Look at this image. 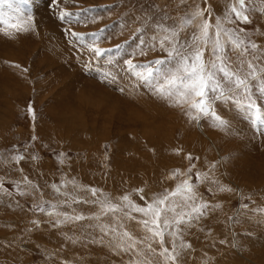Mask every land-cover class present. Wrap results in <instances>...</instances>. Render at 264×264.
<instances>
[{"label":"rangeland","instance_id":"1","mask_svg":"<svg viewBox=\"0 0 264 264\" xmlns=\"http://www.w3.org/2000/svg\"><path fill=\"white\" fill-rule=\"evenodd\" d=\"M197 5L204 13L200 19H208L209 23L214 25L216 16H223L225 12L226 0H30L29 4L16 3L14 0L13 6L21 9L23 17L29 14L33 17L36 30L15 32L12 35L0 32V180L4 187L13 190L15 181H20L21 188H26L23 177L27 176L38 191L32 189L25 196L14 193V199L25 209L23 212L0 204V225L4 226L5 223L14 226L8 229L9 231L0 230V264H131L132 259H135L137 264H140V261H144L145 264H164L158 255L155 257L150 255L144 243L137 245V251L144 249L143 256L132 257L130 253L117 255L109 248L97 244L88 243L86 247L79 242L72 244L70 240H65L60 235L66 233L70 237L81 236L80 225L89 223L87 220L70 222L58 229L33 231L30 234L31 242H27L29 240L27 235L22 239L18 237H21L24 229L30 226L29 221L33 218L47 219L43 213L28 211L34 202H44L46 208H49V204H54L57 205L55 211H66L71 214L72 209L66 203H61L66 198L56 193L51 187L52 184L61 186V192L75 194L82 200L95 199L88 191L94 187L100 190L98 196L101 192L107 194L114 203H120V197L128 194L135 203L145 206L146 201H151L154 196L165 190L169 192L175 190L177 184L188 176L192 177V183L197 186L196 190L205 201L210 204L220 203L222 208L202 221L203 232L193 228L176 240L177 244L182 239L185 244L191 245L190 248L179 250L180 256L176 264H235V262L242 264L241 258L236 255L237 250L244 251L243 254L248 258L263 257L260 249L264 250L262 247L264 212L253 213L252 210L264 209V137L257 135V138H252L251 122L245 120L241 110L232 103L217 104L218 114L234 121L237 130L244 135H230L214 129L207 120L201 123L191 120L185 115L188 105L167 106L128 73L127 66L123 63L129 58L135 64H148L156 59L166 58V54L159 50L146 49L143 54L140 52V34L137 29L146 26L143 20L134 22V17L142 16L143 9H148L153 16L149 24L154 22L155 18L166 14L170 17L164 22L166 26L173 24L179 26L183 20L191 17ZM112 6L116 7L110 12L105 11ZM251 8L253 9L250 15L251 23L237 22L236 25L225 26L245 29L246 33H251V40L260 48H264V2L252 0ZM89 9L100 13L102 18L95 23L80 22L92 14ZM4 10L8 11L7 7ZM60 11L72 12L78 15L80 20L74 17L71 24L63 23L59 20ZM66 28L83 34L86 41L96 33L100 37L98 46L113 50L111 65L107 63V55L97 58L85 44L75 41L71 35H65ZM196 30V24H189L180 33L181 38L191 39L192 33ZM212 32L213 29H210V34ZM204 56L207 60L208 50H205ZM231 59L233 67H239L235 55H232ZM98 65L103 66L102 71H108L115 76L114 84L109 85L107 81L98 82L99 73L93 70ZM80 86L103 91L119 100L123 108L146 117L148 121L171 125L173 131L170 141L160 133L153 136H157V139L160 136V142L149 141L150 138L142 134L144 126L142 119L137 122L117 121L100 140L98 138H101L102 133L95 131L96 127L91 123L82 128L85 132L82 129L76 131V135L70 132V137L65 129L62 133L63 139L54 132L53 134L48 132L45 137L40 127L45 125L54 127L61 122L59 112L75 102L77 94L75 89ZM120 87L125 89L124 94L113 91ZM254 98L264 106V94L255 92ZM30 104L36 112L35 120L28 112ZM59 126L63 128L61 124ZM125 131L127 133L125 141L129 142V146L120 150L118 140ZM172 142L173 146H169ZM92 143L94 145L90 147ZM75 144L78 146L75 147ZM157 147H160L158 150L162 156L156 150ZM177 149L180 150L178 154ZM61 153L64 154L63 164L59 161ZM189 155L191 159H188ZM14 156H23L24 159L17 162L13 159ZM33 156L38 159L33 160ZM221 157L228 158L223 166L219 163ZM158 158H161V161ZM155 162L157 164H153ZM213 164L216 165L215 169L212 167ZM122 168L125 171L129 169V172L124 174ZM189 168L192 169L191 172L188 171ZM177 169L180 175L173 178L172 174ZM197 172L208 173L209 177L218 179L222 185H227L234 191L231 193L215 191L217 186L211 185L208 181L198 182ZM158 177L160 181L156 180ZM71 180H75L80 187L69 183L62 185V181ZM255 183L259 186H255ZM210 187H214V190L209 191ZM141 188L142 193L135 191ZM241 203L249 205L248 209L241 210L247 215H242L240 217L242 221L230 226L228 217L235 215ZM72 208L83 210L85 215H91L97 210L95 205L83 203H73ZM133 215L140 218L139 214ZM106 222H109L107 216L98 223ZM126 223V229L131 231L137 240H142L145 233L136 221ZM232 233L239 239L238 247L231 246L229 238ZM13 239H16L15 248L5 246ZM221 240H227V243L221 244ZM148 243L159 253L158 242ZM164 243V247L171 250L172 238L167 234ZM37 245L47 249V252H41ZM168 264L172 262L169 261Z\"/></svg>","mask_w":264,"mask_h":264},{"label":"snow or ice","instance_id":"2","mask_svg":"<svg viewBox=\"0 0 264 264\" xmlns=\"http://www.w3.org/2000/svg\"><path fill=\"white\" fill-rule=\"evenodd\" d=\"M16 3L29 4L30 0H15ZM264 2V0H262ZM14 0H0V32L12 35L15 32L35 31L36 24L33 17L29 14L27 17L22 16L21 9L13 6ZM252 0H226V9L223 16H216L215 23L210 24L208 19L203 17V11L197 7L191 13L189 19L183 20L179 26L175 24L166 26L165 21L169 20L166 14L155 18L149 13L148 9H143L142 16L134 17L135 21H144L145 28L137 29L139 35V44L141 54L144 51L151 50L166 54V58L156 59L148 64H135L131 58L126 59L123 63L127 66L126 71L140 82L148 92L157 99L166 103L167 106L188 105L185 115L191 120L201 123L207 120L214 129H219L228 134L237 136L244 135L237 130L235 122L229 118L218 114L217 104L232 103L238 107L245 120L250 121V128L253 129V139L257 135L264 137V106L260 105L255 97V92L264 94V48H260L251 40V33H246L245 29L240 27H226V24L236 25L237 22L242 24L251 23L250 15ZM7 7L8 11H5ZM106 8L105 11L112 10ZM90 15L86 16L82 23H95L102 18L100 13L88 10ZM211 16V13H209ZM80 20V17L72 12L60 11L59 20L66 24H71L73 18ZM122 23H127L122 21ZM189 24H196L197 30L191 35V39L181 38L180 33ZM11 31H6V30ZM210 29L213 32L210 34ZM65 35H71L75 41L85 44L86 47L94 53L95 57L103 58L108 56L107 63L111 65L112 49H103L98 46L100 37L93 33L90 40L86 41L85 36L76 31L65 29ZM205 50L209 51L207 60L205 59ZM232 55H235L239 67H233ZM102 65L93 69L99 73L98 82L107 81L109 85L116 82V78L108 71H102ZM96 78V77H90ZM79 88V87H78ZM75 89V91L78 90ZM117 94H124L125 89L120 87L113 89ZM28 112L32 119H36V112L29 105ZM35 139V137H34ZM177 154L179 149L176 150ZM191 155L188 159H191ZM14 160L19 162L23 156H14ZM33 160L38 159L36 156ZM227 157H221L219 163L221 166L227 161ZM61 164L65 162L64 154L59 156ZM194 167V165L192 166ZM213 169L216 165L213 164ZM191 168L188 169L191 172ZM173 178L180 175L179 169L173 174ZM198 182L208 181L215 185L216 191L231 193L233 188L222 185L216 178L209 177L208 173H196ZM23 183L26 188H21V182H13V190L4 187L0 180V204L8 208H17L25 211L18 200L14 199V193L19 196L27 195L36 185L29 181L27 176L23 177ZM69 183L75 187H80L75 180L64 182L62 185ZM52 189L64 196L69 208V212L55 211L57 205L49 204V208L44 206V202H34L31 209L33 213H43L47 219L33 218L29 221L30 226L24 229L23 234L29 237L27 242H31L30 234L33 231H42L46 229H58L67 223L89 221L87 224H81V236L70 237L66 233H60L65 240H70L72 244L82 243L87 246L88 243L97 244L109 248L117 255L121 253H130L132 257L143 256L144 249L137 251V245L144 243L152 256L162 258L164 264L169 261L176 264L180 256V249L190 248V244H185L181 239L179 244L176 243L178 238L183 237L190 229L204 231L202 221L206 220L210 214L215 213L222 208L220 203L210 204L205 201L200 193L196 190V185L192 183V177L188 176L177 184L175 190L165 192L154 196L151 201H146L145 206L135 203L128 194L120 197V203H114L107 194L101 192L98 196L97 188H90L88 191L91 197L95 199H81L75 194L61 192V186L51 185ZM38 191V189H36ZM137 193H142L143 189H136ZM213 191V188H209ZM143 199V196H141ZM243 199V197H241ZM250 199V198H249ZM92 204L96 206V211L91 215H85L83 210L72 208V204ZM249 205L241 203L234 216L228 217L230 226L239 223L242 215V209H248ZM51 209V210H49ZM253 213L264 212V209H253ZM133 214H139V219ZM108 217L109 222L98 223L103 217ZM251 219V217H249ZM136 221L144 230L145 235L142 240H137L131 231L127 230L125 225L127 221ZM260 223V221H257ZM14 227V226H9ZM91 229L92 231H89ZM209 234L211 228H209ZM98 233V235H97ZM167 234L172 238L171 250L164 247V237ZM150 241H156L160 245V251L151 247ZM221 244L227 243V240H221ZM239 240L236 239L235 233H232V247L239 246ZM5 246L15 248L16 239L8 242ZM41 252H47L40 245H37ZM22 250V249H21ZM51 255V253H49ZM131 264H137L135 259ZM140 264H145L140 261Z\"/></svg>","mask_w":264,"mask_h":264},{"label":"clouds","instance_id":"3","mask_svg":"<svg viewBox=\"0 0 264 264\" xmlns=\"http://www.w3.org/2000/svg\"><path fill=\"white\" fill-rule=\"evenodd\" d=\"M60 118L68 129H78L91 123L101 133L117 121L137 122L146 119L126 110L119 100L103 91L85 86L78 88L75 102L61 111Z\"/></svg>","mask_w":264,"mask_h":264},{"label":"bare ground","instance_id":"4","mask_svg":"<svg viewBox=\"0 0 264 264\" xmlns=\"http://www.w3.org/2000/svg\"><path fill=\"white\" fill-rule=\"evenodd\" d=\"M71 61V60H70ZM69 96V95H68ZM73 96V95H72ZM65 100V99H64ZM68 102V101H67ZM70 103V102H69ZM65 104V103H64ZM71 104V103H70ZM59 109V108H58ZM64 109V108H63ZM59 113H61V111L59 112ZM167 114V113H166ZM2 116V115H1ZM58 116H60L59 114H58ZM141 116V115H140ZM143 117V116H142ZM187 117V116H186ZM144 118H146V117H144ZM142 121L144 122V126H143V130H142V134H144V135H146L147 137H149L150 139H149V141H151V142H156L157 140L159 141V137H158V139H157V136L156 137H153L155 134H163V135H161V136H164L165 138H167V139H169L170 137H171V134H172V131H173V127L171 126V125H169V124H167V123H159V122H157V121H148L147 119H142ZM179 121V120H178ZM55 122V121H54ZM1 123V122H0ZM119 123V122H118ZM62 125L63 126V128L62 127H60L59 125ZM120 124V123H119ZM91 125V124H90ZM177 125H178V123H177ZM186 125L188 126V124L186 123ZM88 125H86V126H84V127H87ZM92 126V125H91ZM183 126V125H182ZM186 126V127H187ZM90 127V126H89ZM180 127V126H179ZM41 128V132L43 133V135L45 136V137H47V135H48V132L49 133H52L53 134V132L54 133H56V134H58V135H60L61 136V138L63 139L64 137H63V132H64V129L69 133V135H68V137H70V132H73V133H75L74 135H76V131H79L80 129H82L83 127H81V128H78V129H68L66 126H65V123L63 122V120L61 119V122L59 123V124H57V125H55L54 127H51V125L50 126H48V125H45V126H42V127H40ZM181 128V127H180ZM83 130V129H82ZM97 129H95V131H96ZM177 130V129H176ZM175 130V131H176ZM183 130V129H182ZM88 131V130H87ZM129 131V130H128ZM189 131V130H188ZM191 131V130H190ZM189 131V132H190ZM194 131V130H193ZM83 132H85L84 130H83ZM129 132H131V131H129ZM176 133H177V131H176ZM184 133V132H183ZM186 133V132H185ZM196 133V132H195ZM204 133V132H203ZM129 134V133H128ZM131 134V133H130ZM139 134V133H138ZM189 134H191V133H189ZM193 134V133H192ZM72 135V134H71ZM73 135V136H74ZM132 135V134H131ZM136 135V134H135ZM203 135V134H202ZM55 136H57V135H55ZM106 136V133L104 132V133H102V135H101V138H98L99 140L100 139H103L104 137ZM139 136V135H138ZM53 137V136H52ZM94 137H95V134H94ZM130 137V136H129ZM129 137H128V139H129ZM153 137V138H152ZM177 137V136H176ZM197 138H198V135L196 136ZM72 138V137H71ZM120 138V137H119ZM125 138H127V133H126V131L124 132V134L121 136V138L118 140L119 142H120V144H119V148H121L120 150H124L123 148H126V147H128L129 146V142L128 141H125ZM136 138V137H135ZM138 138V137H137ZM197 138H195V139H197ZM78 139V138H77ZM132 139V138H131ZM194 139V138H193ZM61 140V139H60ZM131 141V140H130ZM158 141H157V143H158ZM168 141H170V139L168 140ZM160 142V141H159ZM193 142H195V141H193ZM192 142V143H193ZM76 143V142H75ZM78 143V142H77ZM95 143V142H94ZM94 143H92V144H90V147H91V145H94ZM196 143V142H195ZM87 144V143H86ZM171 144V143H170ZM169 144V146H173V142H172V144L170 145ZM189 144H191V143H189ZM78 145H79V143H78ZM77 144H75L74 146L75 147H77L78 146ZM89 146V145H88ZM145 147V146H144ZM160 147H157V149L156 150H158ZM154 149V148H153ZM169 149V148H168ZM197 149V148H196ZM87 150H88V147H87ZM125 150H127V149H125ZM131 150V149H130ZM134 150V149H133ZM128 151V150H127ZM126 151V152H127ZM135 151H136V149H135ZM163 151V150H162ZM167 151V150H166ZM169 151H171V150H169ZM173 151H175V150H173ZM123 152V151H122ZM160 152L161 151H159L158 150V153L160 154ZM190 152V151H189ZM147 153V152H146ZM172 153V152H171ZM202 153V152H201ZM119 154V153H118ZM168 154V153H167ZM144 155V154H143ZM161 156H162V154H160ZM172 155V154H171ZM89 156V155H88ZM127 156H129V155H127ZM126 156V157H127ZM134 156V155H133ZM142 156V155H141ZM202 156V155H201ZM123 157V156H122ZM124 157H125V155H124ZM131 157V156H130ZM130 157H128V158H130ZM140 157V156H139ZM86 158H88V157H86ZM121 158V157H120ZM139 159H141V158H139ZM154 159V158H153ZM159 159V158H158ZM161 159V158H160ZM159 159V160H160ZM130 160V159H129ZM156 160V159H155ZM155 160H153V161H155ZM164 160V159H163ZM167 160V159H166ZM123 161V160H122ZM126 161V160H125ZM127 161H128V159H127ZM131 161V160H130ZM144 161V160H143ZM161 161V160H160ZM165 161V160H164ZM174 161V160H173ZM141 162V161H140ZM204 162V161H203ZM136 163V162H135ZM163 163V162H162ZM166 163V162H165ZM185 163V162H184ZM184 163H183V165H184ZM129 164V163H128ZM128 164H126V165H128ZM153 164H157L156 162L155 163H153ZM168 164V163H167ZM177 164H178V160H177ZM120 165V164H119ZM124 166H125V164H123ZM131 165V164H130ZM134 165V164H133ZM137 165V164H136ZM171 165V164H170ZM156 166V165H155ZM158 166V165H157ZM156 166V167H157ZM165 166V165H164ZM185 166V165H184ZM183 166V167H184ZM118 167H120V166H118ZM146 167V166H145ZM151 167V166H150ZM160 167V166H159ZM158 167V168H159ZM163 167V166H162ZM167 167H168V165H167ZM172 167V166H171ZM124 168H126V167H124ZM124 168H122V170L124 169ZM128 168H129V166H128ZM135 168V167H134ZM138 168V167H137ZM136 168V169H137ZM144 168V167H143ZM161 168V167H160ZM169 168V167H168ZM118 170H119V168H117ZM117 169H116V171H117ZM130 169H132V168H130ZM136 169H133V170H136ZM140 169V168H139ZM139 169L137 170V171H139ZM150 169V168H149ZM166 169V168H165ZM203 169V168H202ZM133 170H132V172H133ZM163 170H164V167H163ZM143 171V170H142ZM146 171V170H145ZM150 171V170H149ZM120 172H121V170H120ZM119 172V173H120ZM124 174H125V172L126 173H128L129 172V169H128V171L126 170L125 171V169L122 171ZM159 172V171H158ZM158 172H156V173H158ZM161 172V171H160ZM164 172V171H163ZM114 173H115V171H114ZM119 173H117L118 175H119ZM137 173V172H136ZM139 173V172H138ZM141 173V172H140ZM139 173V174H140ZM143 173V172H142ZM146 173V172H145ZM148 173V172H147ZM155 173V174H156ZM133 174H135L134 172H133ZM144 174V173H143ZM155 174H153V176L155 175ZM121 175V174H120ZM119 175V176H120ZM127 175V174H126ZM131 175V174H130ZM158 175V174H157ZM230 175V174H229ZM134 176V175H133ZM161 176V175H160ZM135 177V176H134ZM138 177H140V176H138ZM137 177V178H138ZM228 177V176H227ZM231 177V176H230ZM127 178V177H126ZM141 178V177H140ZM125 179V178H124ZM147 179V178H146ZM149 179V178H148ZM160 178L158 177L156 180H159ZM162 179H163V176H162ZM166 179V178H165ZM231 179V178H230ZM233 179V178H232ZM113 180V179H112ZM120 180V179H119ZM142 180V179H141ZM140 180V181H141ZM227 180V179H226ZM234 180V179H233ZM232 180V181H233ZM245 180V179H244ZM160 181V180H159ZM229 182V181H228ZM157 183V182H156ZM160 183H162V182H160ZM222 183V182H221ZM225 183V182H224ZM251 183V182H250ZM102 184V183H101ZM241 184V183H240ZM104 185V184H103ZM119 185V184H118ZM157 185V184H156ZM207 185V184H206ZM259 186V184H257V183H255V186ZM133 186V185H132ZM161 185H159V187H160ZM165 186V185H164ZM214 188V187H213ZM214 190V189H213ZM216 191V190H215ZM151 195V194H150ZM147 196V195H146ZM16 209V208H15ZM5 212V211H4ZM22 213V212H21ZM2 214V213H1ZM216 216H218V215H216ZM215 216V217H216ZM245 216V215H244ZM10 218V217H9ZM246 219V218H245ZM5 220V219H4ZM241 220V219H240ZM242 221V220H241ZM130 222V221H129ZM15 223V222H14ZM243 223V222H242ZM245 223V222H244ZM127 224V223H126ZM12 225V224H11ZM242 225V224H241ZM10 226V225H9ZM8 226V224H5L4 223V226L3 225H0V230H8V229H10L11 227H9ZM129 226H131L130 224H129ZM239 227V226H238ZM14 228V227H13ZM131 228H132V226H131ZM12 229V228H11ZM137 229V228H136ZM138 230V229H137ZM3 231V232H4ZM9 231V230H8ZM199 235H201V234H199ZM11 238V237H10ZM194 239H196V238H194ZM202 239V238H201ZM230 241H232V236L230 235ZM237 240H239L238 238H236ZM255 239V238H254ZM198 241L200 242V240L198 239ZM254 241V240H253ZM262 242H264V241H262ZM200 243H202V242H200ZM245 243V242H244ZM165 244V243H164ZM246 245V244H245ZM255 245V244H254ZM256 246H258V245H256ZM249 247V246H248ZM262 247H264V246H262ZM77 248H79V247H77ZM247 249V248H246ZM74 250V249H73ZM232 250V249H231ZM210 251V250H209ZM226 251V250H225ZM229 251V250H228ZM255 251V250H254ZM260 251H261V254H262V256L263 257H261V258H259L258 259V256H257V258H248V257H246L244 254H243V252L241 251H239V250H237V256L238 257H240L241 259L240 260H242V264H264V250L261 248L260 249ZM259 251V252H260ZM224 252V251H223ZM257 252V251H256ZM245 253V252H244ZM213 254V253H212ZM226 254V253H225ZM222 255V254H221ZM247 255V254H246ZM254 255V254H253ZM250 256V255H249ZM197 257V256H196ZM252 257V256H251ZM232 258V257H231ZM231 260V259H230ZM244 260V261H243ZM246 260V261H245ZM257 260V261H256ZM195 261V260H194ZM225 261V260H224ZM224 261H223V263H224ZM237 261V260H236ZM179 262V261H178ZM217 262V261H216ZM226 262H227V260H226ZM240 262V261H239ZM228 263V262H227ZM231 263V262H230ZM229 264V263H228ZM235 264H236V262H235Z\"/></svg>","mask_w":264,"mask_h":264}]
</instances>
